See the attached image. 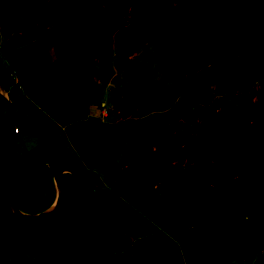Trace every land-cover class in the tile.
I'll return each mask as SVG.
<instances>
[{"label":"rangeland","instance_id":"obj_1","mask_svg":"<svg viewBox=\"0 0 264 264\" xmlns=\"http://www.w3.org/2000/svg\"><path fill=\"white\" fill-rule=\"evenodd\" d=\"M189 1L0 0V61L14 64L16 83L4 85L15 101L16 205L25 215L50 207L56 166L73 169L93 198L114 190L108 211L118 246L107 264H252L264 253V0H220L246 2L235 35L212 47L204 68L165 76L151 16ZM71 71L81 98L65 86ZM47 81L50 92L40 87ZM6 121L0 107V142ZM127 121L138 134L122 126L114 156H103L102 138ZM232 142L262 164L252 199L238 194L254 175L217 158ZM176 167L199 175L214 205L208 219L176 208L162 191ZM4 173L0 154V194ZM100 226L86 206L68 203L52 218L18 222L0 206L6 264H95L79 248L101 244Z\"/></svg>","mask_w":264,"mask_h":264},{"label":"trees","instance_id":"obj_2","mask_svg":"<svg viewBox=\"0 0 264 264\" xmlns=\"http://www.w3.org/2000/svg\"><path fill=\"white\" fill-rule=\"evenodd\" d=\"M248 14L249 10L245 1L238 6H229L220 0H192L185 4L156 9L151 16V27L157 36V47L163 60V75L168 76L204 68L208 64V53L212 47L234 36V22L246 19ZM260 37L264 43V28ZM13 67L12 62L8 67H3L0 64V70H2L0 79H2L4 85L16 86L13 77L9 76V72ZM46 86L48 87L46 88ZM65 86L72 97L81 98L83 96L81 86L72 71L65 80ZM40 87L43 91L50 92L51 85L49 81L41 84ZM13 103L15 105L14 100ZM0 107L5 108L2 103H0ZM8 119L9 112L7 111L6 124ZM122 126H128L134 136L138 134L137 127L132 121H127L118 126L115 128L114 133L102 138L100 152L103 156L109 159L114 156V141L121 132ZM217 158L254 175V178L238 194V197L242 199L245 196L247 199L254 198L257 193V179L262 173V164L258 154L245 144L232 142L219 149ZM63 178L69 188L67 204L85 206L80 201L75 178L67 172L63 173ZM162 186L165 191H169L172 195V203L176 208L188 212L196 219L205 220L213 214L214 205L207 198L198 174L183 167H176L164 177ZM86 194L95 205L104 209L110 216L108 208L115 196L114 190L101 191L97 193V198L89 196L87 191ZM0 200H2L0 206L5 210L4 191L0 194ZM91 211L98 217L102 224V227H100L106 234L102 243L95 246L97 264H100L112 246L113 232L105 219L97 212ZM7 254L8 247L0 242V264H6ZM252 264H264V253L257 256Z\"/></svg>","mask_w":264,"mask_h":264},{"label":"water","instance_id":"obj_3","mask_svg":"<svg viewBox=\"0 0 264 264\" xmlns=\"http://www.w3.org/2000/svg\"><path fill=\"white\" fill-rule=\"evenodd\" d=\"M0 103L3 104L5 109L9 112V119L2 137V142H0V154H2L4 164H5V177H4V200L6 210L8 212L9 217L12 221H42L46 220L52 216L59 214V212L64 208L67 203L69 197V188L67 183L63 178V173H69L75 178V182L79 191L80 201L89 209L97 212L112 229L113 232V243L110 250L107 252L105 257L101 260L100 264H107L110 260L112 254L115 252L116 247L118 245V232L115 228L113 221L111 220L110 216L107 212L95 205L87 196L86 190L84 188L83 181H81L80 177L76 175L75 171L70 168H65L63 166H56L53 169V176L56 182V186L58 188V194L54 203L45 209L44 211L40 212L38 215H25L21 212L17 205L16 200L13 192L12 186V167L10 164V133L11 128L13 125L14 117H15V110H14V103L10 99L7 89H5L2 79H0ZM165 191V189H162Z\"/></svg>","mask_w":264,"mask_h":264},{"label":"crops","instance_id":"obj_4","mask_svg":"<svg viewBox=\"0 0 264 264\" xmlns=\"http://www.w3.org/2000/svg\"><path fill=\"white\" fill-rule=\"evenodd\" d=\"M4 187V186H3ZM57 194H58V189H57V186H56V188H55V193H54V201L56 200V197H57ZM54 201H53V203H54ZM52 203V204H53ZM51 204V205H52ZM101 238H102V236H101ZM101 238H100V240H101ZM99 240V241H100ZM102 243V242H101ZM80 249V251H84L85 252V254H87L88 256H91V258L93 259V260H95V262H97V250H95V247H93L91 244H89L88 242L87 243H82L81 244V248H79ZM126 257V256H125ZM125 257H124V259H125ZM133 260L132 261H134L135 260V256H133V258H132ZM123 260V259H122ZM93 264V263H92ZM95 264H97V263H95Z\"/></svg>","mask_w":264,"mask_h":264},{"label":"flooded vegetation","instance_id":"obj_5","mask_svg":"<svg viewBox=\"0 0 264 264\" xmlns=\"http://www.w3.org/2000/svg\"><path fill=\"white\" fill-rule=\"evenodd\" d=\"M0 64H2V61H0ZM0 76H2V70H0ZM7 91H8V89H7ZM8 94H9V92H8ZM10 97V96H9ZM10 99H11V97H10ZM12 100V99H11ZM13 101V100H12ZM5 109V108H4ZM55 168V167H54ZM53 168V169H54ZM53 169H50V171L52 170L53 171ZM68 201V200H67ZM67 204V203H66Z\"/></svg>","mask_w":264,"mask_h":264},{"label":"built area","instance_id":"obj_6","mask_svg":"<svg viewBox=\"0 0 264 264\" xmlns=\"http://www.w3.org/2000/svg\"><path fill=\"white\" fill-rule=\"evenodd\" d=\"M9 74H10V72H9ZM124 257H125V255H123V253H119V255H118L119 259H124Z\"/></svg>","mask_w":264,"mask_h":264},{"label":"bare ground","instance_id":"obj_7","mask_svg":"<svg viewBox=\"0 0 264 264\" xmlns=\"http://www.w3.org/2000/svg\"><path fill=\"white\" fill-rule=\"evenodd\" d=\"M58 189V188H57Z\"/></svg>","mask_w":264,"mask_h":264}]
</instances>
